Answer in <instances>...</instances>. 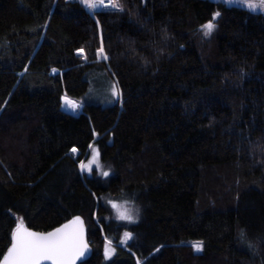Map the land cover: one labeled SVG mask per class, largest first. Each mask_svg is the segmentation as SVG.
I'll return each mask as SVG.
<instances>
[{"label": "trees", "instance_id": "16d2710c", "mask_svg": "<svg viewBox=\"0 0 264 264\" xmlns=\"http://www.w3.org/2000/svg\"><path fill=\"white\" fill-rule=\"evenodd\" d=\"M119 2L93 14L75 0H0V261L21 220L50 232L79 216L91 247L79 264H264V14ZM101 79L122 93L113 104L93 96ZM93 144L106 177L79 172ZM110 200L139 221L113 220Z\"/></svg>", "mask_w": 264, "mask_h": 264}, {"label": "snow or ice", "instance_id": "6c2138e0", "mask_svg": "<svg viewBox=\"0 0 264 264\" xmlns=\"http://www.w3.org/2000/svg\"><path fill=\"white\" fill-rule=\"evenodd\" d=\"M79 2L89 9L93 14L101 8H111L115 11H124L123 5L119 0H79ZM225 3H241L246 5L252 11L257 8L264 11V0H224ZM219 12L214 13L213 20L219 17ZM215 28L213 22H208L202 26L205 36H209ZM83 50H78L82 52ZM98 55H105L103 48L98 50ZM86 58V57H85ZM26 71V70H25ZM55 72V69L53 70ZM114 97H121L122 93L113 85L111 88ZM64 104L71 108L74 112L79 110L82 105L67 96L64 97ZM96 135H99L98 133ZM91 147V146H90ZM73 153L77 152L76 148H72ZM99 149L94 148L89 162L81 161L79 169L81 172L92 173L93 166L102 167L99 164ZM103 176H108V172H102ZM126 203V202H125ZM118 215L121 219L129 222H135V217L127 209L120 210V206L113 203ZM243 236V233L241 234ZM133 239L130 232L124 233V240L121 243H127L128 240ZM107 245H111V241H107ZM192 247L196 251L203 250V242H194ZM88 251V243L85 239V227L81 217L76 216L68 223L63 224L59 228L50 232H35L25 227L21 220L11 237V246L8 248L6 254L3 256L0 264H77V261L85 255ZM106 258H110L115 254V249L106 246L104 249Z\"/></svg>", "mask_w": 264, "mask_h": 264}, {"label": "rangeland", "instance_id": "374dc122", "mask_svg": "<svg viewBox=\"0 0 264 264\" xmlns=\"http://www.w3.org/2000/svg\"><path fill=\"white\" fill-rule=\"evenodd\" d=\"M211 1H213V2H221V3H225L224 0H211ZM225 4L230 5V6H238V7L247 8L246 5H243V4H241V3H231V4H229V3H225ZM248 9H249V8H248ZM255 12H260V13H263V14H264V11H262V10L259 9V8H257V9L255 10ZM214 30H215V28H214ZM214 30L212 31V33H211L209 36H211V35L214 33ZM100 57H101L102 59H105V60H106L105 55H100ZM96 86H97L98 88H101V87H102V89H101V91L99 92V93H100L99 95H97V96H96V95H93V96H94L95 98H99V99H102V98H104L105 96H107V99L110 98V100H109L108 103H109V104H113V103H114V99H113L114 97H113L112 94L108 93L107 90L104 88V86H106V85L104 84V80H102V79H101V80H97ZM63 108H64L67 112H69V113H71V114H73V115H76V114L79 115V114L82 112V110H83V107H82V108L79 109V111L77 110V111L74 112L71 108L67 107V106L64 104V99H63ZM94 148H96L95 145H94V144L91 145V147L89 148L88 154H87L86 158H84L83 162H85V163L89 162V160H90V158H91V155H92V153H93V149H94ZM99 164L102 165V164H101V160H100V155H99ZM79 172H80V174L82 175L83 178H86V177H92L93 175H96V174H97V176H103L101 173H102V172H107V171L105 170V168L103 167V165H102V167H97L96 165H94V166H93V171H92V173H90V174L87 173V172H81L80 169H79ZM113 203L119 205L121 211H124L125 209H127L131 214H133L134 217H135V222H129V221H127V220H123V219H121V218L119 217V215H118V212H117L116 208H114V207L112 206ZM106 205L110 208L111 217L113 218V220H115V221H117V222H119V223H122V224H125V225H129V224H133V223H136V222L139 221V217H140L141 212L139 211V209H137V207H136L135 205H130V204L125 203V202L117 203V202H113V201H111V200L109 201V203H108V201H107ZM97 221H98V220H97ZM18 223H19V222H18ZM123 240H124V237H123ZM129 242H130V240H128L127 243H121L122 245H120V246H122V247H126V245H127ZM106 246H110L111 248H114V249H115L116 244L113 243V242H111V245H107V241H106ZM106 246H105V247H106ZM197 252L200 253L201 251H197ZM112 257H113V255H112L110 258H112ZM110 258H107V259H110Z\"/></svg>", "mask_w": 264, "mask_h": 264}, {"label": "water", "instance_id": "95a60500", "mask_svg": "<svg viewBox=\"0 0 264 264\" xmlns=\"http://www.w3.org/2000/svg\"><path fill=\"white\" fill-rule=\"evenodd\" d=\"M83 55V52H77V56H82ZM75 156H79V151L77 150L76 153H73ZM26 227V226H25ZM85 227V225H84ZM31 230V229H30ZM33 231V230H32ZM36 232V231H35ZM85 239L88 243V240H87V229L85 227ZM91 254V247L89 246V243H88V251L85 253V255L83 257H81L78 261H77V264H79L82 260L86 259L87 257H89Z\"/></svg>", "mask_w": 264, "mask_h": 264}, {"label": "built area", "instance_id": "2783aa9c", "mask_svg": "<svg viewBox=\"0 0 264 264\" xmlns=\"http://www.w3.org/2000/svg\"><path fill=\"white\" fill-rule=\"evenodd\" d=\"M75 1H79V0H75ZM105 3L107 4L108 3V0H105ZM86 8V7H85ZM87 9V8H86ZM111 8H101V9H99V10H97L96 12H101V11H103V10H110ZM87 10H89V9H87ZM90 11V10H89Z\"/></svg>", "mask_w": 264, "mask_h": 264}, {"label": "bare ground", "instance_id": "6f19581e", "mask_svg": "<svg viewBox=\"0 0 264 264\" xmlns=\"http://www.w3.org/2000/svg\"><path fill=\"white\" fill-rule=\"evenodd\" d=\"M82 108V107H81ZM79 111V110H78ZM77 115V114H76Z\"/></svg>", "mask_w": 264, "mask_h": 264}]
</instances>
